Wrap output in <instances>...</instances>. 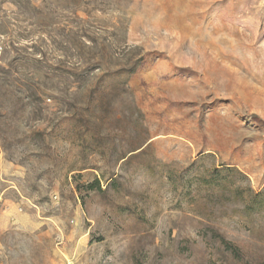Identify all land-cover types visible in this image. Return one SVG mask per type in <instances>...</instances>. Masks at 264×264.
Returning <instances> with one entry per match:
<instances>
[{"label": "rangeland", "instance_id": "1", "mask_svg": "<svg viewBox=\"0 0 264 264\" xmlns=\"http://www.w3.org/2000/svg\"><path fill=\"white\" fill-rule=\"evenodd\" d=\"M0 264H264V0H0Z\"/></svg>", "mask_w": 264, "mask_h": 264}, {"label": "trees", "instance_id": "2", "mask_svg": "<svg viewBox=\"0 0 264 264\" xmlns=\"http://www.w3.org/2000/svg\"><path fill=\"white\" fill-rule=\"evenodd\" d=\"M261 196H262V193H258V194H255L254 198L256 200V199L260 198Z\"/></svg>", "mask_w": 264, "mask_h": 264}]
</instances>
